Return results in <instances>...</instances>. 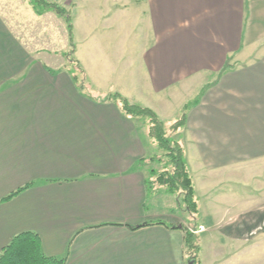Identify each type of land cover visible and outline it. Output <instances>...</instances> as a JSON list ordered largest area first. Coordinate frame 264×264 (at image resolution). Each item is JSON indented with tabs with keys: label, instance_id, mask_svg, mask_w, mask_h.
Here are the masks:
<instances>
[{
	"label": "crops",
	"instance_id": "0c3cea01",
	"mask_svg": "<svg viewBox=\"0 0 264 264\" xmlns=\"http://www.w3.org/2000/svg\"><path fill=\"white\" fill-rule=\"evenodd\" d=\"M251 1L138 0L134 34L129 0L104 11L100 0L74 3L79 88L66 61L52 56L57 16L36 14L30 0H0V251L30 232L66 264H183V225L199 237L201 264L236 263L222 244L241 247L242 231L259 230L264 215V203L222 189L250 174L243 166L264 173V51L241 57ZM111 93L169 124L198 99L174 136L198 203L192 221L157 208L167 192L146 185L156 155L148 121L127 118L106 100ZM212 233L221 242L213 262L201 237Z\"/></svg>",
	"mask_w": 264,
	"mask_h": 264
},
{
	"label": "trees",
	"instance_id": "16d2710c",
	"mask_svg": "<svg viewBox=\"0 0 264 264\" xmlns=\"http://www.w3.org/2000/svg\"><path fill=\"white\" fill-rule=\"evenodd\" d=\"M30 2L36 14L53 11L64 20L68 40L67 51H64L68 62L66 67L68 71L70 69L72 79L81 88L79 81L84 78V74L78 62L72 57L75 52V36L71 12L55 2H46L45 0H30ZM69 64L70 66H68ZM82 88H84V85ZM106 100L114 103L127 118L144 117L148 121V137L152 140L158 152H161L160 156L163 157H158V159L164 161L166 166L160 172L150 171V174L155 177L146 181L147 187H152L154 184L162 187L167 193L178 197L188 213L197 214L198 203L192 177L186 165L184 148L178 141L171 138L173 133L185 125L188 105L183 106L180 117L166 128L164 122L154 111L130 102L119 93L108 94ZM149 159L154 160L153 157ZM28 187L29 185H26L16 190L1 201L12 199ZM140 227L135 226L132 229L135 230ZM180 228L184 232L185 261L183 264H201L199 237L190 233L183 225ZM66 261V255L63 257L46 256L42 252L38 235L30 232L14 236L0 251V264H66Z\"/></svg>",
	"mask_w": 264,
	"mask_h": 264
},
{
	"label": "rangeland",
	"instance_id": "374dc122",
	"mask_svg": "<svg viewBox=\"0 0 264 264\" xmlns=\"http://www.w3.org/2000/svg\"><path fill=\"white\" fill-rule=\"evenodd\" d=\"M45 1L46 2H55L58 5L64 7L66 10H69L71 12V16H72L73 27H74V25H79L78 29H80V22H78V21H80L79 15H78V9H77V7H74V3L75 4L80 3V1H82V0H45ZM120 1H122V0H120ZM123 1L126 4L127 0H123ZM129 1H130L129 7H130V14H131V31L134 34V32H138V30H139V20L138 19H140V17L138 18L137 16H139L141 14V6L138 5V0H129ZM111 5H112L111 0H100V3H99V7H101L102 11H104L105 8H110ZM250 9H251V12L249 13V18L246 21V27H245L246 33L244 34V47H243L244 50L242 52L241 57H246L248 55V53L250 52V50L255 49L254 52H256V53H254V54L250 53V55H252V56L255 55L254 58H256V57L260 56L261 52L264 51V0H252ZM50 12L54 13L53 16H57V18H58L56 21V24H54L52 21V27H51V45H50L51 48L50 49L53 53L52 56L54 55V52H57V53H59V54H57L59 59H64L66 61L65 63L68 64L67 58L64 55V50L66 49L65 50V52H66L67 47H68L66 26H65L64 20L60 16H58L55 12H53V11H50ZM76 12H77V14H76ZM74 22H75V24H74ZM91 26H93V25H91ZM143 27L144 26H141L140 29ZM85 30H87V27H85ZM249 30L251 31V34H250ZM94 31L96 33V32H100L103 30L100 26L97 25L95 27ZM252 33H253L255 39H253L251 37ZM247 34H248V36H247ZM137 35L139 36V33H137ZM247 37H251V40L248 39ZM78 38H79V35H78ZM248 41L252 42V43H250V46L245 45ZM65 46H66V48H65ZM138 46H139V39H137V41L133 42V50H137ZM75 50H76V40H75ZM109 50H110V48H109ZM80 56H82L81 53H80ZM72 57L74 58V54ZM78 64H79V62H78ZM68 66H70V64ZM69 71H70V69H69ZM92 79H94V78H91V76H90L89 81H91ZM104 89L105 88H103V90ZM197 100L198 99L196 98L194 101L186 103L188 105V110L190 109V107L193 104L196 103ZM188 110H187V112H188ZM179 117H180V115L175 116V120H177ZM140 118L146 119L144 117H140ZM162 121L164 122V126L167 128L169 126L170 121H168V120H165V121L162 120ZM175 133L172 134V137H171L172 139H175L174 138V136H176ZM155 150H156L155 158H154V160H152V163L150 164V166H147V168L150 171L154 170L156 172H160L164 169L166 164L164 163V161L158 159V157H163V156H160L161 152H158L157 149H155ZM243 168H244V173L247 170L248 171L251 170L250 174L247 175L244 178V180H242L241 182H236L233 184L228 183V184L222 185V189L226 190L227 194H230L229 190H231L232 192H234L236 194V196L242 197V199L250 200L253 203V205L264 203V173L261 172V175H263V176L257 177V175L253 174V172H254V170H260L259 167L243 166ZM154 177H153V179H154ZM153 186H152L153 189H161V191L164 190L162 187H159L157 185L155 186V184ZM250 195L253 197V199L247 198ZM156 200L158 201L157 208L161 209L163 214L169 213L175 217L183 218L184 220L185 219H187V220L191 219V221H192V217H190L189 213L184 211L185 206H184L183 202L180 201L178 199V197H176L175 195L163 192V193L159 194V197H157ZM259 211L263 212L262 214H264V204H262V206H260ZM255 217L256 216H252L253 219ZM257 217H258V224L262 223L260 225L259 230L252 232V235H250L249 232L247 231L249 229H244L242 231L243 235H242V246L241 247L238 246L239 243H232L231 244V243L225 242L222 244V250L221 251L223 253L225 252L227 254L230 253V254H237L238 255L237 262L235 263L232 261L231 264H264V215H258ZM162 219H163V221H169L170 218L169 217H163ZM171 219H173V217ZM245 219L247 220V223L246 224L243 223V225H242L243 228H246V226H250V224H251V220L249 217L248 218L246 217ZM188 231L190 233L196 235V233L192 229L188 230ZM248 234H249V236H248ZM201 237H202L203 241L205 242L206 261H207V258L209 259V257L210 258L212 257V259H210V260L213 262V260H214L213 257H214V255H216L217 250H219L218 247L220 248V246H221V242L219 240L220 236H218L217 233H212V234H210V236L207 235L205 238H204V235H202ZM234 245H236L235 249H234ZM200 246H201V244H200ZM200 256H201V258H202V256H204L203 247H202V253H200ZM200 260H202V259H200ZM212 264H214V263H212Z\"/></svg>",
	"mask_w": 264,
	"mask_h": 264
}]
</instances>
